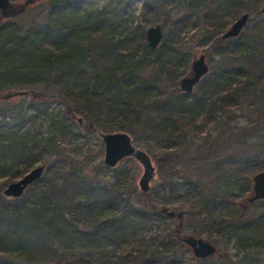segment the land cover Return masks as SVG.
<instances>
[{
  "label": "rangeland",
  "instance_id": "1",
  "mask_svg": "<svg viewBox=\"0 0 264 264\" xmlns=\"http://www.w3.org/2000/svg\"><path fill=\"white\" fill-rule=\"evenodd\" d=\"M10 1L9 16H3L0 10V141L30 142L36 136L49 140L60 150L58 156L50 158L56 166L60 159L67 168L74 166L86 181L108 187L118 196L130 197L132 207L147 213L148 229L171 233L175 239L179 230L184 235L205 238L217 247L215 255L199 261L189 249L180 253L183 249L176 247L187 264H225L220 263L222 259L228 260L227 264H247L245 255L256 256L264 264V199L247 202L253 191L252 177L264 171V0L216 2L221 10L212 17L211 0H163L155 8L147 7L145 0H128L124 29L119 27L116 33H109L102 28L92 37L83 30L84 35L78 38L83 52L91 46L89 53L102 59L104 67L98 75L92 63L86 64L92 57H79V45L68 48L61 39L56 40L58 32L50 36V41L43 40L46 22L50 19L51 24L62 25L59 10L70 0H35L23 11L27 0ZM113 3L92 0L78 15L96 17L102 8L113 7ZM245 13L250 18L241 34L224 38L223 34ZM158 24L162 26L163 39L152 49L147 30ZM25 39L34 48L33 60L22 64L14 58L13 64L9 63L4 56ZM142 42L141 54L146 53L147 60L144 67L134 68L125 52H129L128 46ZM202 54L209 72L186 96L180 88L181 79L193 72L192 63ZM79 65L89 76L83 86L77 87L72 84L75 74L70 69ZM247 79H256L255 90L240 106L223 109L217 102L213 112L201 111L197 121L188 120V113L181 112L184 104H192L193 109L203 101L211 104L227 94L225 89L232 90ZM128 84L139 88L131 92ZM117 87L123 88V96L110 105L105 101L106 92ZM146 87L151 88L149 93L145 92ZM92 92L97 95L89 94ZM120 131L131 135L135 147L146 152L155 167L148 193L140 188L145 168L136 158L127 157L115 167L105 163L102 134ZM30 157L29 164L24 160L13 167H0L3 191L33 167L45 165L46 169L45 156ZM228 157L236 161L237 168L232 171L241 179L224 188L227 199L222 206L217 202L219 188L215 186L221 182L218 176ZM247 158L254 165L246 167ZM244 176L250 180H242ZM46 178L44 171L41 180L27 187L19 203L32 205L31 195L47 184ZM195 180L204 185L202 195L177 191V184L186 188L188 181ZM240 187L247 189L240 193ZM7 197L13 204L15 198ZM146 206L158 213L152 214ZM162 206L174 210L175 217L161 213ZM240 207L246 208L243 218ZM223 216L228 220L222 222L219 230H203ZM253 233L258 235L253 237ZM126 248L129 245L125 243L112 250V255L126 253ZM131 257L126 256V264H148V256L139 254L136 248ZM94 261L99 264L105 259Z\"/></svg>",
  "mask_w": 264,
  "mask_h": 264
},
{
  "label": "trees",
  "instance_id": "2",
  "mask_svg": "<svg viewBox=\"0 0 264 264\" xmlns=\"http://www.w3.org/2000/svg\"><path fill=\"white\" fill-rule=\"evenodd\" d=\"M90 1L92 0L66 1L59 10V19L62 20V25L61 23L51 24L49 19L46 22L47 29L46 32L44 31L46 34L43 40L50 41V36L52 34L55 36V33L58 32L56 40L61 39V42H65L68 48H71L72 46L78 47V38L81 39L83 30L92 37L93 32L98 29L107 28L109 33H116L119 27L124 29L122 24L123 20L125 23L127 21L125 20V14L130 0H116V2L110 0V4L114 2L113 7L107 8L105 6L101 12L96 14V17L78 15L83 8L88 6ZM145 1L147 7L155 8L163 0ZM211 1L214 5V10L210 13L211 17L221 10L218 7L220 3H241V0ZM216 2L220 3L216 4ZM108 11L111 13H108ZM105 36H103V39H105ZM128 47L129 52H125L129 57L128 61L133 64L134 68L144 67L147 55H145L146 53L141 54L144 50H141L143 42ZM90 48L91 46H86L83 52L82 47L79 45L78 55L79 57H81V54L87 58L92 57L93 60L87 61L86 64L92 63L95 73L98 75L102 71L104 63L101 58L96 59L89 53ZM33 49L30 41L20 40L13 50L7 52L4 58L11 64H13L14 58L19 59L22 64H28V61L33 60ZM27 53L28 56H26ZM125 53L121 57L125 56ZM82 67L79 65L76 69H70L71 73L75 74L73 86H83L86 76H89V73L83 71L84 68L81 69ZM255 80L247 79L232 90L225 89L227 94H223L219 99L217 97L216 101L211 102V104L208 101H203L195 109H193L192 104H189V107L184 104L185 107L181 109V112L188 113V120L190 118L192 120L196 119L201 111L213 112L212 109L217 102L219 107L223 109H228L234 104L240 106L242 100L250 98L251 92L255 90ZM127 87L131 92H136L139 88H131L130 84ZM108 89L109 92H106L108 96L105 101L110 105H114V101L117 100L115 98L120 95L123 96V88ZM150 91L151 88H145L146 93ZM89 94L97 95L96 92ZM190 94L184 92L186 96ZM194 104L196 102H193ZM74 114L75 112L71 113V115ZM261 150L263 151L264 147ZM59 153L60 150L53 146L51 141L39 136H36L30 142L20 139L19 141L14 139L0 141V167L2 168L13 167L24 160L27 162L25 164H29L31 162L30 156L34 155L36 157L45 156L44 161L48 164L45 169L48 182L45 186L43 185L33 192L30 197L32 205L19 203L21 197L15 198L12 201L13 204H10L11 201L4 194L2 184H0V264H96L94 260L100 262L102 258L105 261L99 264H126V256L131 257L135 248L139 251V254L148 256V264H187L184 258L179 257L176 247L183 249L180 253L187 252L186 249L188 248L177 238H173L171 233L166 235L161 234L158 230L148 229L147 213H143L142 209L132 207L130 197L118 196L117 192L108 187H99L96 183L86 181L79 173L75 172L74 166L67 168L60 159L57 160L56 166L50 158L58 156ZM260 156L261 154L258 157L259 161L262 159ZM228 160L231 162L228 163ZM228 160L223 161L222 172L218 176L222 179L215 186L219 188L217 202L222 206L225 204L223 200L227 199L224 188L230 187L231 183H236L235 179H241V177H236V174L232 171L234 167L237 168L236 161L233 162L232 158L229 157ZM245 160L244 165L246 164V167L254 165V162H250L248 158ZM218 167L216 166L217 170ZM246 178L250 180L249 176H244L242 180L246 181ZM112 187H115L114 184ZM176 189L178 192L187 191L198 196L205 191L204 185L197 180L188 181L186 188H182L180 184H177ZM246 189L240 187L238 191L241 193ZM112 207L116 209L112 211ZM151 209L152 214L158 213L155 209ZM240 209L239 213L243 218L246 216L244 212L246 208L240 207ZM144 211H147V209L145 208ZM238 218L242 219L241 217ZM220 220L213 222L211 227L203 228V230L209 229L213 232L219 230L222 227V222L224 223L228 219L223 216ZM181 225L179 224L178 227H182ZM138 228H141L139 233L137 232ZM256 229L258 230V228ZM262 230L263 238L261 241H264V229ZM258 233H253V237ZM255 240L257 241V239ZM125 243L129 245V249H125L126 253L121 252L117 256L113 253L112 255V250L116 251V248ZM130 246L132 247L131 251ZM127 251H130L131 255ZM243 258L247 260V264H261L256 256L252 258L245 255ZM131 259L134 260L132 257ZM194 259L196 258L194 257ZM222 262L227 264L228 260L223 261L222 259L220 263Z\"/></svg>",
  "mask_w": 264,
  "mask_h": 264
},
{
  "label": "water",
  "instance_id": "3",
  "mask_svg": "<svg viewBox=\"0 0 264 264\" xmlns=\"http://www.w3.org/2000/svg\"><path fill=\"white\" fill-rule=\"evenodd\" d=\"M35 0H27L21 11L25 10L26 6ZM12 3L10 0H0V10L3 16L11 14ZM264 12V8L262 9ZM250 18L249 13L243 14L237 19L232 26L223 34L224 38L237 37L241 34L244 27L247 25ZM147 39L152 49H156L162 42L163 29L161 25L150 26L147 30ZM192 73L184 76L180 82V88L185 93L193 92L196 84L201 78L209 72V65L206 62L204 54L196 58L192 63ZM21 94V93H20ZM81 122V119H80ZM105 143V163L110 167H115L117 164L127 157L136 158L145 168L144 175L140 179V188L144 193L150 190V181L155 177V167L149 155L143 150L135 147L130 134L124 131L110 132L102 134ZM45 171V165L33 167L18 181L9 184L4 194L12 198H19L24 195L27 187L41 178ZM253 191L248 197L247 202L253 203L264 199V171L255 174L252 177ZM161 213L170 217H175V211L168 207L162 206ZM182 223V222H181ZM177 239L186 246L197 260H205L217 252V247L209 240L196 235H184L178 230L176 231Z\"/></svg>",
  "mask_w": 264,
  "mask_h": 264
}]
</instances>
